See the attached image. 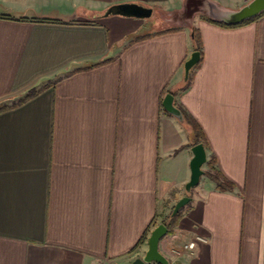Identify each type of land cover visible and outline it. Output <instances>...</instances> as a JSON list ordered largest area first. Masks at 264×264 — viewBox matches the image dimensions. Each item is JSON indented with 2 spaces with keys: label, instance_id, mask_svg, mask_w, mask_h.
I'll return each mask as SVG.
<instances>
[{
  "label": "crops",
  "instance_id": "obj_1",
  "mask_svg": "<svg viewBox=\"0 0 264 264\" xmlns=\"http://www.w3.org/2000/svg\"><path fill=\"white\" fill-rule=\"evenodd\" d=\"M248 1L0 0V105L44 87L0 111V264L144 255L190 177L169 93L203 132L214 159L203 171L234 188L203 174L159 252L169 264H264V16L208 21ZM120 4L157 11L164 28L103 17ZM194 29L201 55L186 83ZM196 235L206 241L183 249Z\"/></svg>",
  "mask_w": 264,
  "mask_h": 264
},
{
  "label": "water",
  "instance_id": "obj_2",
  "mask_svg": "<svg viewBox=\"0 0 264 264\" xmlns=\"http://www.w3.org/2000/svg\"><path fill=\"white\" fill-rule=\"evenodd\" d=\"M264 12V0H251L237 11L222 12L217 15H212L214 21L222 22L227 25H238L244 21L251 20ZM152 9L143 7L137 4H120L115 5L106 10L103 17L120 16L125 18H135L139 20L148 19L151 17ZM200 59L198 52L191 53L189 59L184 63V80L188 79L190 71L198 64ZM163 109L182 121V113L178 107L174 105L173 96L166 94L162 101ZM193 154L190 163V177L186 182L184 189L189 193L198 183L200 177L204 174L202 166L206 162V152L202 143L195 144L191 147ZM189 196H183L173 206L171 215L176 214L184 205L189 202ZM168 229L159 223L153 230H151L147 239V250L140 258H136L131 264H149L155 262L157 264H169L168 260L159 252V240L167 233Z\"/></svg>",
  "mask_w": 264,
  "mask_h": 264
},
{
  "label": "trees",
  "instance_id": "obj_3",
  "mask_svg": "<svg viewBox=\"0 0 264 264\" xmlns=\"http://www.w3.org/2000/svg\"><path fill=\"white\" fill-rule=\"evenodd\" d=\"M260 16H264V12L261 13L259 16L251 19V20H247L242 22L241 24L238 25H227L224 24L222 22H218V21H212V20H208L210 23L215 24L221 28H237L240 26H244L250 22H252L253 20H255L256 18L260 17ZM1 19H9L8 17H4V16H0ZM193 43H194V52H198L201 55V46H200V42H199V35L198 32L194 29L193 31ZM101 64V63H100ZM198 66L195 65L194 68ZM189 78L187 80L186 83H188ZM44 87H42L39 90H35V89H31L27 92V94L20 99L19 101L11 104L10 106L3 104L0 105V111L9 108L11 106H15L18 104H21L25 101H27L28 99L34 97L36 94H38ZM170 95H172L171 93H169ZM181 113H182V124H184V126L186 127V129L188 130L189 133V142L191 145H195L198 143H202L203 146H205V139H204V135L203 132L200 128V126L186 113L184 112L181 108H179ZM206 165L209 166L211 164L214 163V159L213 158H208V160H206ZM204 174L209 177L212 181L215 182L216 184V188L219 191H232V189L234 188V185L232 182H230L228 179H226L218 170L214 171L211 169L205 170ZM190 193V192H189ZM189 193L186 192V196L189 195ZM182 209V208H181ZM181 209L174 215H171V212L162 220V224L168 229V232L171 231V226H174L178 220V218L180 217L181 214Z\"/></svg>",
  "mask_w": 264,
  "mask_h": 264
},
{
  "label": "built area",
  "instance_id": "obj_4",
  "mask_svg": "<svg viewBox=\"0 0 264 264\" xmlns=\"http://www.w3.org/2000/svg\"><path fill=\"white\" fill-rule=\"evenodd\" d=\"M205 241L206 240L204 237H202L200 235H196L193 239H191L190 241L185 243L182 248L185 250H191L196 246L197 243L205 242ZM175 252L179 253L180 250L176 249ZM97 264H117V262L113 258H105V259L99 261Z\"/></svg>",
  "mask_w": 264,
  "mask_h": 264
},
{
  "label": "rangeland",
  "instance_id": "obj_5",
  "mask_svg": "<svg viewBox=\"0 0 264 264\" xmlns=\"http://www.w3.org/2000/svg\"><path fill=\"white\" fill-rule=\"evenodd\" d=\"M251 0L248 1V3ZM240 8V7H239ZM147 23H149L147 30L148 31H155L164 28L165 24L159 20L157 11H154L150 18L145 19Z\"/></svg>",
  "mask_w": 264,
  "mask_h": 264
}]
</instances>
